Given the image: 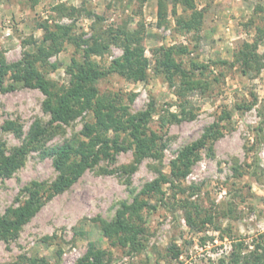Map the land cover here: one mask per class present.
<instances>
[{
  "label": "rangeland",
  "instance_id": "1",
  "mask_svg": "<svg viewBox=\"0 0 264 264\" xmlns=\"http://www.w3.org/2000/svg\"><path fill=\"white\" fill-rule=\"evenodd\" d=\"M191 1L192 9L183 2L173 5V0H164L160 17L157 0H0V58L11 63L25 54L42 55L38 69L58 86L69 85L68 66L83 62L84 42L109 46L101 54L90 55L99 68L106 69L129 43L123 33L136 32L140 41L132 46L148 60L146 79L128 81L114 73L100 79L96 87L100 95L114 98L130 114L151 107L147 127L161 139L156 155L141 161L131 175L107 174L102 169L132 164V148L101 160L70 189L46 201L16 238L0 240V264H26L27 258L76 264L90 244L105 251L104 264H217L227 256L232 239L250 242L264 232V0ZM193 12L201 14L196 28H181L177 21L191 19ZM56 26L69 32L65 36L60 32L56 45L51 41L42 45L44 28L55 32ZM254 42L262 68L243 75L236 55L241 44ZM40 46L45 53L40 54ZM163 47L176 48L174 59L190 80L167 81L160 64ZM188 81L199 85L186 92ZM182 92L184 98L178 96ZM44 99L36 89L0 92V148L6 155L26 144L34 123H49L50 115L42 108ZM181 110L191 117L161 127L163 117ZM224 111L229 113L227 120L220 119ZM85 122H92L91 112L62 125L44 145L29 150L10 174L0 175V217L23 204L26 195L21 190L30 182L56 179L59 171L51 150L85 140L81 135ZM214 123L221 126L222 135L201 151L184 179L164 185L161 196H140L157 205L141 214L143 249L127 253L105 238L93 220L111 221L120 204L131 203L159 172L170 175V162L179 151ZM257 127L262 130L258 137ZM107 136L112 138L114 133ZM119 139L125 145L129 140L123 132ZM195 204L202 213L195 227H189L185 208L194 212ZM206 215L213 220L203 225ZM170 247L180 252L178 260L172 258Z\"/></svg>",
  "mask_w": 264,
  "mask_h": 264
},
{
  "label": "trees",
  "instance_id": "2",
  "mask_svg": "<svg viewBox=\"0 0 264 264\" xmlns=\"http://www.w3.org/2000/svg\"><path fill=\"white\" fill-rule=\"evenodd\" d=\"M193 8L191 0H173V5L182 3ZM164 0H157L158 14L160 17L164 13ZM201 14L193 12L191 19L187 21L178 20L177 24L187 31L196 28L198 18ZM57 31L49 32L44 28L45 36L42 45L51 41L56 45L59 33L62 32L60 26H56ZM69 29H63L65 36ZM126 41L124 51L120 58L114 59L106 69L99 68L91 59L90 55H98L107 50L109 46L97 41L89 44L84 42L83 62L68 66L65 70L70 77L68 86H58L41 72L37 63L43 58L41 56L25 54L21 60L7 63L0 58V92H13L18 88L36 89L45 97L42 108L50 115V121L46 126H41L36 122L33 124L24 146L15 149L10 155H6L0 148V175L10 174L31 149H36L44 145L53 135L57 134L62 125H68L84 114L91 112L92 122H85L81 130V135L85 140L77 145L66 142L54 147L51 150L54 167L59 171V175L50 183L30 182L21 193L26 195L23 204L10 208L0 217V240L8 241L17 237L19 231L26 225L42 208L46 201L56 195L62 194L74 185L86 170L98 165L101 160L113 159V157L128 149H133V163L121 166L116 170H103L104 173L112 174L115 171H123L128 175L134 173L141 161L154 157L157 153L160 137L148 130V123L151 119L152 109L130 114L127 108L117 106L114 98L108 95H100L96 84L97 82L110 75L118 74L128 81H142L147 77L148 60L143 51L133 47L132 43L138 44L137 33L126 31L123 33ZM131 42V43H130ZM133 44V45H134ZM80 46V45H79ZM40 54L45 53L44 47H39ZM52 48V46H51ZM162 58L160 60L163 74L167 81L172 84L174 78L190 80L188 75L174 59L176 54L175 47L162 48ZM184 53L186 50H179ZM222 65L233 66L235 63L241 65V73L248 75L250 72L259 73L262 68V61L257 54V43H243L236 55L235 63L226 61L220 62ZM197 70H204V66H195ZM184 91H194L198 83L188 81ZM180 98H184V92L179 93ZM251 106H247L249 109ZM191 113L180 111V114L170 113L168 118L161 119V127L166 123H180L186 118H190ZM229 113L224 111L221 120L229 119ZM168 121V122H167ZM261 128H256L257 137L261 135ZM108 132H113L114 136L109 138ZM123 132L128 137L127 145L122 144L119 133ZM221 133V126L214 123L207 127L202 136L184 146L175 159L170 162V175L159 172L158 176L144 184L137 197L131 203L123 202L116 211L114 219L106 221L96 218L93 221L101 227L105 238L111 240L113 245H118L127 250V253L139 252L143 249L142 235L145 227L141 224L142 212L152 211L157 205L150 204L140 196L163 195L164 185H173L175 181L184 179L200 159L201 151L209 146V143L217 140ZM185 221L189 227H195L196 219L202 211L195 204L194 212L185 208ZM212 217L204 216L201 223H212ZM172 258L178 260L180 252L174 247H170ZM106 253L96 249L90 244L86 253L77 261L76 264H104ZM26 264H49L43 258H27ZM217 264H264V232L256 234L250 242L245 239L236 238L231 240V246L227 256L220 258Z\"/></svg>",
  "mask_w": 264,
  "mask_h": 264
}]
</instances>
